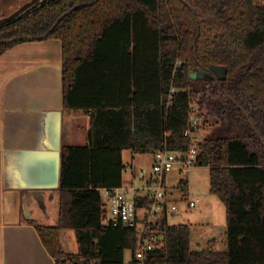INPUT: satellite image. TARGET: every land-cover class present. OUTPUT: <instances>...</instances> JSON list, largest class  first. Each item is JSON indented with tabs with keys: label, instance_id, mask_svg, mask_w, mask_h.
<instances>
[{
	"label": "trees",
	"instance_id": "1",
	"mask_svg": "<svg viewBox=\"0 0 264 264\" xmlns=\"http://www.w3.org/2000/svg\"><path fill=\"white\" fill-rule=\"evenodd\" d=\"M82 4L48 36L63 42L65 108L91 115L89 145L62 149L59 223L37 225L57 264H126L127 250L131 263L140 264L137 229L103 225L101 189L122 186L124 150H189L194 140L187 125L192 103L203 110L201 91L226 126L225 136L199 144L196 166L210 167V191L226 207L227 250L194 251L191 226L164 221L166 245L144 264H264V6L255 0H38L0 23V41L17 39L0 42V55L29 40L23 37L47 33ZM66 229L76 233V254L64 249Z\"/></svg>",
	"mask_w": 264,
	"mask_h": 264
},
{
	"label": "crops",
	"instance_id": "2",
	"mask_svg": "<svg viewBox=\"0 0 264 264\" xmlns=\"http://www.w3.org/2000/svg\"><path fill=\"white\" fill-rule=\"evenodd\" d=\"M90 123V114L65 108L61 39L23 41L0 55V264H57L37 225H58L62 149L89 145ZM143 155L124 150L122 185L132 183ZM224 222L198 245L226 251V207ZM61 239L78 253L74 230Z\"/></svg>",
	"mask_w": 264,
	"mask_h": 264
},
{
	"label": "built area",
	"instance_id": "3",
	"mask_svg": "<svg viewBox=\"0 0 264 264\" xmlns=\"http://www.w3.org/2000/svg\"><path fill=\"white\" fill-rule=\"evenodd\" d=\"M264 6V0H255ZM198 106V107H196ZM201 106L192 103V111L188 121L186 134L194 140V144L187 151H170L160 149L154 153L151 169H140L141 187L122 185L119 188L101 189L103 200V225L124 226L135 228L138 231V247L135 257L140 264H144L147 255L160 250L166 245V235L162 224H169L168 216L172 213L197 207L199 200H191L185 196L181 189L186 180L181 179L178 185H169L167 177L170 173L178 171L186 173L198 163L200 154L196 139L203 129L205 119ZM136 174L133 176V180ZM181 197H175L176 192Z\"/></svg>",
	"mask_w": 264,
	"mask_h": 264
},
{
	"label": "rangeland",
	"instance_id": "4",
	"mask_svg": "<svg viewBox=\"0 0 264 264\" xmlns=\"http://www.w3.org/2000/svg\"><path fill=\"white\" fill-rule=\"evenodd\" d=\"M38 0H0V23L13 16H19L24 9L31 6ZM201 87V86H200ZM201 89V88H200ZM202 101L204 107L202 115L205 119L204 126L200 135L196 139V145H199L207 137L219 138L226 135V126L223 124L222 119L210 113L207 107V97L201 91ZM198 107V106H196ZM129 158V154H126ZM153 162L152 153H145L135 170L136 178L133 180L134 186L141 187L143 182L140 180V169L145 167L151 169ZM211 171L209 166L197 165L190 168L186 173L174 171L167 177L169 185H178L181 179L188 181L187 197L191 200H199L197 207L192 209L182 208V211L169 214L168 222L172 225L189 224L193 227L192 248L194 251H200L206 248V245L201 246L198 243L205 237L211 234H218L225 220V205L223 202L210 191ZM181 192H176L175 197L180 198ZM202 243V242H201ZM65 244L63 243V246ZM218 250L222 251L221 247ZM133 252L127 250L125 252V263L132 264Z\"/></svg>",
	"mask_w": 264,
	"mask_h": 264
},
{
	"label": "water",
	"instance_id": "5",
	"mask_svg": "<svg viewBox=\"0 0 264 264\" xmlns=\"http://www.w3.org/2000/svg\"><path fill=\"white\" fill-rule=\"evenodd\" d=\"M98 0H95V2H97ZM92 4V3H90ZM86 4H82V5H78V6H75L73 8H71L70 10H68L67 12H65L56 22L55 24L53 25V27L45 34L43 35H40V36H29V37H23V38H28L29 40H41V39H44V38H47L52 32L53 30L55 29V27L66 17L68 16L70 13H72L73 11H75L76 9L78 8H82L83 6H85ZM23 38H18V39H23ZM15 40L17 39H9V40H3V41H0V42H8V43H12L14 42ZM214 71L217 72L218 74H221L222 73V70L221 69H218V68H214ZM190 77L192 79H195L198 77V73L196 72H193L191 73ZM200 77L203 78L204 77V73H201L200 74Z\"/></svg>",
	"mask_w": 264,
	"mask_h": 264
},
{
	"label": "flooded vegetation",
	"instance_id": "6",
	"mask_svg": "<svg viewBox=\"0 0 264 264\" xmlns=\"http://www.w3.org/2000/svg\"><path fill=\"white\" fill-rule=\"evenodd\" d=\"M27 7H28V6H27ZM27 7H26V8H27Z\"/></svg>",
	"mask_w": 264,
	"mask_h": 264
}]
</instances>
